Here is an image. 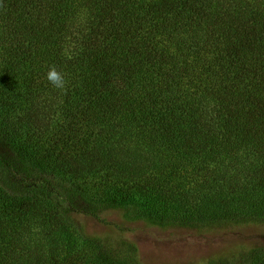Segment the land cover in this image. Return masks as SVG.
<instances>
[{
	"label": "trees",
	"instance_id": "trees-1",
	"mask_svg": "<svg viewBox=\"0 0 264 264\" xmlns=\"http://www.w3.org/2000/svg\"><path fill=\"white\" fill-rule=\"evenodd\" d=\"M108 210L264 222V0H0V264H141Z\"/></svg>",
	"mask_w": 264,
	"mask_h": 264
},
{
	"label": "rangeland",
	"instance_id": "rangeland-1",
	"mask_svg": "<svg viewBox=\"0 0 264 264\" xmlns=\"http://www.w3.org/2000/svg\"><path fill=\"white\" fill-rule=\"evenodd\" d=\"M100 217L79 215L77 220L88 234L134 242L141 264H206L211 258L235 256L264 241V222L190 230L126 220L113 210Z\"/></svg>",
	"mask_w": 264,
	"mask_h": 264
},
{
	"label": "clouds",
	"instance_id": "clouds-1",
	"mask_svg": "<svg viewBox=\"0 0 264 264\" xmlns=\"http://www.w3.org/2000/svg\"><path fill=\"white\" fill-rule=\"evenodd\" d=\"M46 79L56 89L64 90L66 88L67 81L65 79V74L59 71L55 65L49 67Z\"/></svg>",
	"mask_w": 264,
	"mask_h": 264
}]
</instances>
